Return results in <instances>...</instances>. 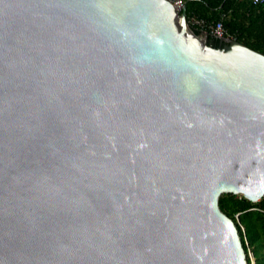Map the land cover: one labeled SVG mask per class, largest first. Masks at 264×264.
<instances>
[{
    "label": "water",
    "instance_id": "water-1",
    "mask_svg": "<svg viewBox=\"0 0 264 264\" xmlns=\"http://www.w3.org/2000/svg\"><path fill=\"white\" fill-rule=\"evenodd\" d=\"M224 193L264 196V53L169 0H0V264H248Z\"/></svg>",
    "mask_w": 264,
    "mask_h": 264
},
{
    "label": "trees",
    "instance_id": "trees-1",
    "mask_svg": "<svg viewBox=\"0 0 264 264\" xmlns=\"http://www.w3.org/2000/svg\"><path fill=\"white\" fill-rule=\"evenodd\" d=\"M186 7L187 16L197 15L213 22L221 20L227 34L264 53V1L187 0ZM193 31L200 33L196 28ZM217 40L209 36V41ZM219 204L238 228L248 264H252L250 248L256 264H264V196L252 202L242 194L224 193L220 196Z\"/></svg>",
    "mask_w": 264,
    "mask_h": 264
},
{
    "label": "built area",
    "instance_id": "built-area-1",
    "mask_svg": "<svg viewBox=\"0 0 264 264\" xmlns=\"http://www.w3.org/2000/svg\"><path fill=\"white\" fill-rule=\"evenodd\" d=\"M169 1L174 5V7L178 12H181L185 8L187 0H169ZM263 1L264 0H253L254 3H261ZM187 21L189 22L190 25L203 29L207 32L219 34L228 38H233L231 35L227 34L226 29L221 20L217 22H213L203 17H199L197 15H191V16H187Z\"/></svg>",
    "mask_w": 264,
    "mask_h": 264
},
{
    "label": "rangeland",
    "instance_id": "rangeland-1",
    "mask_svg": "<svg viewBox=\"0 0 264 264\" xmlns=\"http://www.w3.org/2000/svg\"><path fill=\"white\" fill-rule=\"evenodd\" d=\"M249 252H250V257H251V260H252V264H256V260H255V257L253 255V252H252L251 248H250Z\"/></svg>",
    "mask_w": 264,
    "mask_h": 264
},
{
    "label": "flooded vegetation",
    "instance_id": "flooded-vegetation-1",
    "mask_svg": "<svg viewBox=\"0 0 264 264\" xmlns=\"http://www.w3.org/2000/svg\"><path fill=\"white\" fill-rule=\"evenodd\" d=\"M213 43H215V44H216V43H218V40H217V41H215V42H213Z\"/></svg>",
    "mask_w": 264,
    "mask_h": 264
}]
</instances>
